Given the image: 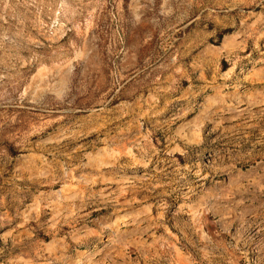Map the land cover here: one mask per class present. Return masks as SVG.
I'll list each match as a JSON object with an SVG mask.
<instances>
[{
	"label": "rangeland",
	"instance_id": "obj_1",
	"mask_svg": "<svg viewBox=\"0 0 264 264\" xmlns=\"http://www.w3.org/2000/svg\"><path fill=\"white\" fill-rule=\"evenodd\" d=\"M264 264V0H0V264Z\"/></svg>",
	"mask_w": 264,
	"mask_h": 264
},
{
	"label": "bare ground",
	"instance_id": "obj_2",
	"mask_svg": "<svg viewBox=\"0 0 264 264\" xmlns=\"http://www.w3.org/2000/svg\"><path fill=\"white\" fill-rule=\"evenodd\" d=\"M17 264V263H16Z\"/></svg>",
	"mask_w": 264,
	"mask_h": 264
}]
</instances>
